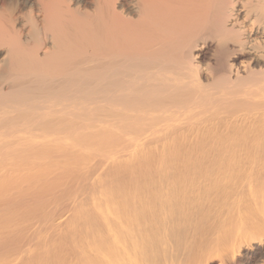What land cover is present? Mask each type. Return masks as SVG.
Returning a JSON list of instances; mask_svg holds the SVG:
<instances>
[{
	"label": "bare ground",
	"instance_id": "1",
	"mask_svg": "<svg viewBox=\"0 0 264 264\" xmlns=\"http://www.w3.org/2000/svg\"><path fill=\"white\" fill-rule=\"evenodd\" d=\"M0 264H264V0H0Z\"/></svg>",
	"mask_w": 264,
	"mask_h": 264
}]
</instances>
